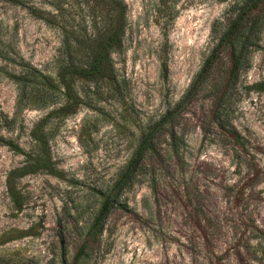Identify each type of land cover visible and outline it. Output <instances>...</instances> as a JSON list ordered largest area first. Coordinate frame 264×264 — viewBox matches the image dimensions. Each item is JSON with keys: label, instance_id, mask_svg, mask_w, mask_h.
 <instances>
[{"label": "rangeland", "instance_id": "1", "mask_svg": "<svg viewBox=\"0 0 264 264\" xmlns=\"http://www.w3.org/2000/svg\"><path fill=\"white\" fill-rule=\"evenodd\" d=\"M22 1H0V137L26 152L28 130L62 101L55 94L47 108L18 109L21 83L33 78V69L54 78L67 61L80 65L86 50L76 45L101 22L91 0ZM120 1L125 26L121 52L111 55V79L74 82L76 111L52 116L45 127L57 175L19 179L18 212L4 179L23 158L0 144V264L72 263L99 193L112 185L147 127L181 100L242 0ZM28 5L61 21L36 19ZM255 31L257 46L222 106L244 150L213 128L208 91L188 99L171 130L150 135L148 166L121 190L75 264H264V92L246 90L264 84V14Z\"/></svg>", "mask_w": 264, "mask_h": 264}, {"label": "trees", "instance_id": "2", "mask_svg": "<svg viewBox=\"0 0 264 264\" xmlns=\"http://www.w3.org/2000/svg\"><path fill=\"white\" fill-rule=\"evenodd\" d=\"M11 5L23 4L22 0H0ZM87 1V0H85ZM94 14L100 17L101 26L96 33L86 37L76 47L84 48L86 52L80 65L67 61L59 68L54 78L42 75L33 69L32 79L21 83L22 92L16 99V107L47 108L57 95L62 104L54 110H49L45 116L37 120L27 132L29 140L28 150L23 152L11 141L0 137V144L11 152L21 155L23 161L17 168H13L5 176L4 190L13 210L20 211L22 197L18 190L17 182L25 175L38 172L56 176L48 147L49 133L45 127L49 119L54 115L66 117L73 114L79 101L74 92V82L78 79L86 81H109L112 76L111 55L118 54L122 48V37L125 26V9L120 0H91ZM28 14L42 20L49 25H56L61 21L58 14L28 5L25 8ZM264 14V0H242L234 18L228 26L217 35L215 43L208 56L203 61L200 69L193 78L189 88L181 100L171 109L165 111L160 120L140 135L137 146L131 157L124 165L112 185L98 195L97 211L87 228L83 244L73 257L75 264L86 245L97 236L102 229V224L111 208L118 203L121 190L129 186L136 174L144 169L147 164V154L153 151V143L150 135L159 128L171 130L172 122L179 109L190 98L202 91H208L211 95V117L214 119L213 128L232 144L244 150V138L224 118L225 111L222 106L226 104V90L233 86L234 82L245 70L246 55L257 46L256 24L260 15ZM59 18V20H58ZM83 52V51H82ZM219 62H222L219 72L214 74ZM163 73L166 71L162 65ZM213 76V78H211ZM247 91L264 92V84L252 83ZM207 130L210 123L207 122ZM204 132V129H202ZM166 137V135H165ZM169 147L173 140V134L167 135ZM3 240L0 239V243Z\"/></svg>", "mask_w": 264, "mask_h": 264}]
</instances>
